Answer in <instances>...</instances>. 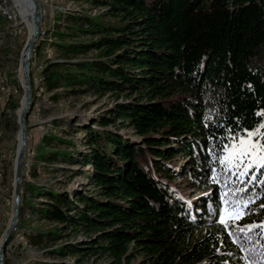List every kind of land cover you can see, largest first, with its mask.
<instances>
[{
  "label": "trees",
  "instance_id": "1",
  "mask_svg": "<svg viewBox=\"0 0 264 264\" xmlns=\"http://www.w3.org/2000/svg\"><path fill=\"white\" fill-rule=\"evenodd\" d=\"M74 1L103 11L69 12L55 27L56 56L40 71L43 92L53 103L89 93L114 105L79 128L85 152L60 153L82 171L90 165L84 175L92 190L72 198L29 188V211L42 199L38 213L51 226L25 231V240L53 258L33 264H247L218 223L221 185L212 169L220 171L227 128L264 120L255 115L264 109V0ZM51 142L43 137L44 146ZM57 155L37 154L47 163ZM177 175L203 189L196 200L178 189ZM253 192L264 198L256 183L241 196ZM258 205L241 226L264 218ZM254 245L264 247L255 233L245 241Z\"/></svg>",
  "mask_w": 264,
  "mask_h": 264
},
{
  "label": "rangeland",
  "instance_id": "2",
  "mask_svg": "<svg viewBox=\"0 0 264 264\" xmlns=\"http://www.w3.org/2000/svg\"><path fill=\"white\" fill-rule=\"evenodd\" d=\"M42 9L39 40L41 47L32 51L29 65V77L32 88V104L26 117L27 144L22 166V183L20 205L23 200L22 212L17 221V229L13 230L4 252V264H33L37 260H53L46 252L29 245L25 240V231L33 227L47 228L51 225L39 216L40 200L35 199L34 212L29 211L28 203L31 200L29 188L42 186L55 190H66L72 198L76 192L92 188L87 185L84 172H90L91 167L83 168L79 163H69L61 159L62 152L68 153L70 158H78L80 152H85L84 135L79 132L82 126L91 127V120L105 113L114 105L107 95L97 98L93 94L82 96L72 95L63 97L56 103L48 100V95L41 86L40 71L50 59H53L55 49L52 42L55 40V27L62 25L69 12L80 11L95 15L103 11L100 7L91 8L89 3L74 0H39ZM29 36L28 28L21 19L19 8L12 0H0V240L8 225L12 214L13 200V165L18 146L17 117L20 109L23 90L21 87L20 61L21 52ZM73 118V119H72ZM72 120V121H70ZM119 133L138 141L139 138L126 127L117 128ZM52 138L49 146L43 145V137ZM45 151L47 155L57 153V162L47 163L37 154ZM177 165L183 166L181 159ZM262 174L258 172L257 174ZM175 185L188 198L196 200L203 191L190 182H182L180 175L176 176ZM264 198L257 201L262 204ZM259 211L245 219H250ZM264 220V218L262 219ZM82 234L72 237L71 240L83 239ZM244 256L242 255V258ZM55 258V257H54ZM56 259V258H55ZM69 263L71 256L65 258ZM98 264H106L99 261Z\"/></svg>",
  "mask_w": 264,
  "mask_h": 264
},
{
  "label": "snow or ice",
  "instance_id": "3",
  "mask_svg": "<svg viewBox=\"0 0 264 264\" xmlns=\"http://www.w3.org/2000/svg\"><path fill=\"white\" fill-rule=\"evenodd\" d=\"M255 115L264 118V109L258 110ZM236 121L239 126L240 118L237 117ZM224 138L227 143L221 146L218 157L220 171L218 173L216 169H212L213 182L221 185L222 207L218 206L215 210L218 223L232 242L246 253L243 259L247 264H264V247L255 245L245 247V241H251L254 233L258 236V243L259 240H264V220L242 226L240 224L245 217L252 214L253 207L260 200V196L255 192L246 197L241 196V193H247L254 183L264 187V174L257 175L258 172L264 173V120L251 129L227 128ZM220 176L224 177L223 181L220 180ZM258 207L264 210V203L259 204Z\"/></svg>",
  "mask_w": 264,
  "mask_h": 264
},
{
  "label": "water",
  "instance_id": "4",
  "mask_svg": "<svg viewBox=\"0 0 264 264\" xmlns=\"http://www.w3.org/2000/svg\"><path fill=\"white\" fill-rule=\"evenodd\" d=\"M28 2L30 3L32 8L33 33L31 37L27 38L21 52L22 59L20 62V71L22 75L21 87L23 90V97L17 117L19 131H18V146H17V151L13 165V190H12L13 208L8 225L0 240V264H4L5 247L18 221L21 183H22V166H23V161L26 152V144H27L26 117L30 111L32 104V88L29 77V65H30L31 54L34 46L36 45V42L38 41L40 35V28H41L42 9L40 2L39 0H28Z\"/></svg>",
  "mask_w": 264,
  "mask_h": 264
},
{
  "label": "bare ground",
  "instance_id": "5",
  "mask_svg": "<svg viewBox=\"0 0 264 264\" xmlns=\"http://www.w3.org/2000/svg\"><path fill=\"white\" fill-rule=\"evenodd\" d=\"M12 1L14 2L15 6L19 8L21 19L25 22V24H26V26L28 28V31H29V36H28V38H29V37H31V35L33 33L32 8H31V5L28 2V0H12ZM21 59H22V55H21ZM21 79H22V75H21Z\"/></svg>",
  "mask_w": 264,
  "mask_h": 264
}]
</instances>
